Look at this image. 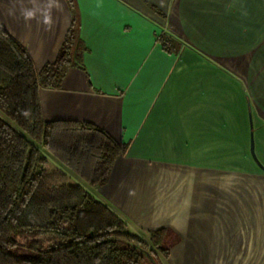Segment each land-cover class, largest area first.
<instances>
[{"label":"crops","instance_id":"crops-1","mask_svg":"<svg viewBox=\"0 0 264 264\" xmlns=\"http://www.w3.org/2000/svg\"><path fill=\"white\" fill-rule=\"evenodd\" d=\"M76 2L82 65L40 100L121 146L109 182L84 187L143 240L167 229L164 264H264V0ZM72 17L67 0H0L38 71Z\"/></svg>","mask_w":264,"mask_h":264},{"label":"trees","instance_id":"trees-1","mask_svg":"<svg viewBox=\"0 0 264 264\" xmlns=\"http://www.w3.org/2000/svg\"><path fill=\"white\" fill-rule=\"evenodd\" d=\"M73 17L54 62L38 71L33 58L0 27V264H164L170 255L167 229L140 238L110 206L66 173L50 170L43 150L93 188L109 182L122 148L107 130L74 120L47 121L41 88H58L86 46ZM172 50L174 40L161 37ZM22 238H28L22 242Z\"/></svg>","mask_w":264,"mask_h":264},{"label":"rangeland","instance_id":"rangeland-1","mask_svg":"<svg viewBox=\"0 0 264 264\" xmlns=\"http://www.w3.org/2000/svg\"><path fill=\"white\" fill-rule=\"evenodd\" d=\"M0 116L3 117L6 121H8L10 124H12L15 128L19 129L20 128L13 123L5 114H3L0 111ZM45 152V154L49 157L50 159V163H49V168L50 170H58L57 169V163L63 168L65 169V171H67L68 173L71 174V176H73V179L70 181V183L72 184H82L83 186L87 187V188H92L86 181H84L83 179H81L79 176H77L76 174H74L69 168L65 167L60 161H58L53 155H51L50 153H48L46 150H43ZM57 162V163H56ZM28 238H22L21 241L22 242H26ZM164 259V258H163Z\"/></svg>","mask_w":264,"mask_h":264},{"label":"water","instance_id":"water-1","mask_svg":"<svg viewBox=\"0 0 264 264\" xmlns=\"http://www.w3.org/2000/svg\"><path fill=\"white\" fill-rule=\"evenodd\" d=\"M152 261L154 262V264H158L157 261L151 256Z\"/></svg>","mask_w":264,"mask_h":264}]
</instances>
